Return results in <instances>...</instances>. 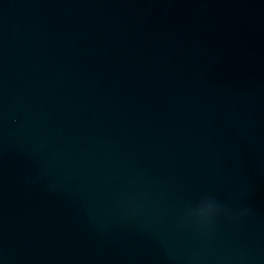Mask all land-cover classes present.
Wrapping results in <instances>:
<instances>
[{"label": "water", "instance_id": "95a60500", "mask_svg": "<svg viewBox=\"0 0 264 264\" xmlns=\"http://www.w3.org/2000/svg\"><path fill=\"white\" fill-rule=\"evenodd\" d=\"M0 264H264V0H0Z\"/></svg>", "mask_w": 264, "mask_h": 264}]
</instances>
